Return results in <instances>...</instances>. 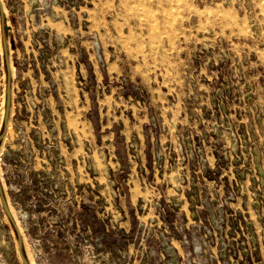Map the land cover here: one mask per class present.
I'll list each match as a JSON object with an SVG mask.
<instances>
[{"label": "rangeland", "instance_id": "obj_1", "mask_svg": "<svg viewBox=\"0 0 264 264\" xmlns=\"http://www.w3.org/2000/svg\"><path fill=\"white\" fill-rule=\"evenodd\" d=\"M10 1L43 85L33 191L0 169L31 264H264V0Z\"/></svg>", "mask_w": 264, "mask_h": 264}, {"label": "crops", "instance_id": "obj_2", "mask_svg": "<svg viewBox=\"0 0 264 264\" xmlns=\"http://www.w3.org/2000/svg\"><path fill=\"white\" fill-rule=\"evenodd\" d=\"M22 18L21 7H15L10 0H0V169L22 171L21 183L31 192L34 185L30 170L38 169L39 163L45 166L46 162L39 158L40 150L30 138L33 119L40 114L38 101H43V97L29 100L27 95L31 96L34 89L43 85L38 64L32 67L28 62L29 48L23 39ZM16 194L12 198L15 201ZM0 213L10 230L8 215L1 203Z\"/></svg>", "mask_w": 264, "mask_h": 264}, {"label": "water", "instance_id": "obj_3", "mask_svg": "<svg viewBox=\"0 0 264 264\" xmlns=\"http://www.w3.org/2000/svg\"><path fill=\"white\" fill-rule=\"evenodd\" d=\"M44 8H35L34 9V17H35V23L38 24V15L40 12L44 11L45 9H48V1L44 0ZM40 30H43L44 28H39ZM37 59L39 61L40 64V68L45 72L46 75L49 76L48 71L46 70V67L44 65L43 62V52L40 51L37 55ZM49 85L51 88V93L52 95L56 98L57 100V107L60 109L61 108V103L57 97V93H56V89H55V84L54 81L49 78ZM45 91H47V89H45ZM43 114L45 115L47 122L46 124L49 126H52V124L50 123L51 120V114H50V110L48 108H43L42 109ZM53 127V126H52ZM61 130H62V135H61V139L63 141H67L68 137L66 134V127L64 125V123L62 122L61 124ZM33 136L35 138V145L36 146H41V135L39 131H33ZM50 148H52L54 151H58V146L57 145H53L52 147H45L46 150H50ZM60 163L62 162L61 156H58ZM0 203L2 205V207L5 209V211L7 212L8 218H9V222H10V229H11V236H12V241H13V245H14V250L16 253V256L18 258V260L20 261L21 264H31L30 261L28 260L24 249L21 245L20 242V237H19V229H18V225H17V218H16V214L13 211L11 205L8 203L5 194H4V190H3V185L2 182L0 180Z\"/></svg>", "mask_w": 264, "mask_h": 264}, {"label": "bare ground", "instance_id": "obj_4", "mask_svg": "<svg viewBox=\"0 0 264 264\" xmlns=\"http://www.w3.org/2000/svg\"><path fill=\"white\" fill-rule=\"evenodd\" d=\"M31 263V262H30Z\"/></svg>", "mask_w": 264, "mask_h": 264}]
</instances>
